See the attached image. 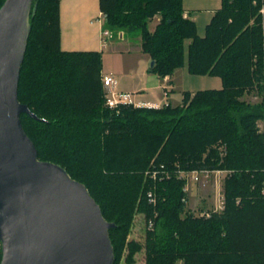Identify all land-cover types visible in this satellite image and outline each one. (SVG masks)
<instances>
[{
    "label": "trees",
    "instance_id": "trees-1",
    "mask_svg": "<svg viewBox=\"0 0 264 264\" xmlns=\"http://www.w3.org/2000/svg\"><path fill=\"white\" fill-rule=\"evenodd\" d=\"M60 3L35 0L18 94L37 118L21 120L39 159L85 184L116 224L115 264L126 250L128 264L142 250L146 264H264V102L241 101L264 93L263 0H222L203 37L184 0H99L105 29L141 35L152 74L182 68L188 41V72L223 83L185 91L176 106L114 109L106 105L103 54L61 48ZM179 171H229L224 210L189 213ZM137 214L154 221L144 244L128 240Z\"/></svg>",
    "mask_w": 264,
    "mask_h": 264
},
{
    "label": "water",
    "instance_id": "water-1",
    "mask_svg": "<svg viewBox=\"0 0 264 264\" xmlns=\"http://www.w3.org/2000/svg\"><path fill=\"white\" fill-rule=\"evenodd\" d=\"M34 3L6 0L0 8L1 264H115L116 224L85 184L39 159L21 120L37 118L18 94Z\"/></svg>",
    "mask_w": 264,
    "mask_h": 264
},
{
    "label": "crops",
    "instance_id": "crops-1",
    "mask_svg": "<svg viewBox=\"0 0 264 264\" xmlns=\"http://www.w3.org/2000/svg\"><path fill=\"white\" fill-rule=\"evenodd\" d=\"M208 1L210 0H184L185 17L190 18L196 23L200 19L199 15H201V18L203 17L204 14L201 13L209 14L213 17L215 11L221 8L222 0L220 2L218 0L214 1V8H200L199 4H206ZM100 13L99 0H61V48L65 51H98L104 55L107 45L115 51H122L120 46L126 43L128 44L126 50L131 53L134 50L131 43L132 38L126 39L129 36L126 32H122L123 39H120L118 34L112 32L113 36L108 39V43H103L102 32L105 23L98 21ZM159 20L156 17L149 24V29L152 32L155 30ZM140 43V47H135L137 50L136 55H138L136 59L131 58L121 61L120 66L124 67V71H127L129 74H115L117 71L108 70L103 63V76H112L115 80V90L118 86V90L121 93L131 94L134 105L137 107L159 108L168 104L174 106L181 104L184 92L189 90L184 87L181 88L182 98L178 103H173L171 95L172 92H176L178 85V79L176 77L185 71L177 69L172 76H167L166 78H160L152 74L150 72L152 59L142 51L141 37ZM140 58L144 60L143 68H141L142 62ZM149 91L152 92L153 96L145 99V95ZM189 92L195 93L197 91Z\"/></svg>",
    "mask_w": 264,
    "mask_h": 264
},
{
    "label": "rangeland",
    "instance_id": "rangeland-1",
    "mask_svg": "<svg viewBox=\"0 0 264 264\" xmlns=\"http://www.w3.org/2000/svg\"><path fill=\"white\" fill-rule=\"evenodd\" d=\"M214 1L216 0H210L206 4H199V6L200 8H209V7L214 8L215 7ZM218 1L220 2L221 0H218ZM201 14H204V15L202 18H201V15H199L200 19L197 23V26H198L199 35L203 37L205 36L206 26L209 24L208 22H210V18L212 16L209 14H205V13H201ZM140 37L141 35L135 34V35H129L126 38V39L132 38L131 43L133 45L134 50L131 53H129V51L126 50L127 45H128L126 43H124L123 46H120L122 51H115L107 45L105 48L106 52L103 55V63H104L105 68H108V70L110 69V71H117V73L115 72V74H119V75L129 74L127 71H124V67L120 66L121 61H125L131 58L136 59V57H138V55H136L137 50L135 47L141 46ZM108 41L109 40H107V43ZM189 44L190 42L186 41L185 65L182 68H179L185 72L184 73L182 72L183 75L180 74L179 76L176 77L178 79V85L176 87V92H172V95H171L173 103H178L181 101V98H182L181 88L183 87L189 91H199V90H206V89H221L223 86L222 80L219 77L208 76V75L199 76V75H194L188 72L187 70V64H188L187 50H188ZM140 60L142 62L141 68H143L144 60L142 58H140ZM133 73L135 74L136 72H133ZM116 90L117 92H121L118 90V86L116 87ZM152 96H153L152 92L149 91L145 95V99L151 98ZM241 101H245L246 103H250L252 105L262 103L264 102V93L260 94L257 91H251L250 93H245L244 96L241 98ZM259 127L262 131H264V119L259 122ZM228 173L229 171L215 172V173L210 174L209 177L202 178L199 184L192 185L191 183L189 185V190L187 192L188 212L193 213L195 215H201L202 212L212 214L216 205L219 204L220 195L224 194V182H225V179ZM149 228H150L149 221H146L145 216L143 214H137L135 216L133 228L131 229L128 240H135V241H138L144 244L146 240V231L147 229L149 230ZM127 252H128L127 250L124 252L123 257L120 260V264H128V262L126 261ZM133 264H146L145 250H142L141 252L135 255Z\"/></svg>",
    "mask_w": 264,
    "mask_h": 264
},
{
    "label": "built area",
    "instance_id": "built-area-1",
    "mask_svg": "<svg viewBox=\"0 0 264 264\" xmlns=\"http://www.w3.org/2000/svg\"><path fill=\"white\" fill-rule=\"evenodd\" d=\"M263 3H264V0H263ZM261 13L264 14V5H263V8L261 10ZM98 21L105 23L106 15L101 12ZM112 36H113L112 32L110 30L104 28V30L102 32L103 43L107 42V40L110 39ZM118 37L123 38V33L118 32ZM102 80H103L106 105L109 108L114 109V108H117L121 105H128V104L134 105L133 97L131 94L121 93V92H117L115 90V80L112 76H108V75L103 76ZM215 172H221V171H215ZM215 172H211V171H191V172L179 171L178 176H179V179L186 181L185 191L187 193L189 190V185L191 183H192V185L199 184V182H201L202 178L209 177L210 174L215 173ZM166 173H167L166 175L169 176V172H166ZM153 176H154V178H156L157 172H155ZM148 197H149V201L151 203H156L155 195L152 192L148 194ZM219 199H220L219 204L216 205L214 212H221L224 210V196H223V194L220 195ZM198 216L210 217L211 213L202 212V214L198 215ZM153 226H154V221L150 220L149 221V227L153 228Z\"/></svg>",
    "mask_w": 264,
    "mask_h": 264
}]
</instances>
